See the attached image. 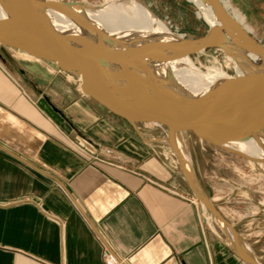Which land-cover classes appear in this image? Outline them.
Here are the masks:
<instances>
[{
	"label": "crops",
	"instance_id": "1",
	"mask_svg": "<svg viewBox=\"0 0 264 264\" xmlns=\"http://www.w3.org/2000/svg\"><path fill=\"white\" fill-rule=\"evenodd\" d=\"M4 48L0 264H106V244L126 264H254L199 202L165 128L119 117L77 76ZM214 203L264 264V232Z\"/></svg>",
	"mask_w": 264,
	"mask_h": 264
},
{
	"label": "water",
	"instance_id": "2",
	"mask_svg": "<svg viewBox=\"0 0 264 264\" xmlns=\"http://www.w3.org/2000/svg\"><path fill=\"white\" fill-rule=\"evenodd\" d=\"M203 1L214 12L216 24L208 25L200 37L163 46L129 70L123 63L114 65L116 58L108 54L106 35L94 42L62 23L59 17L63 15L81 29L88 26L86 17L76 11L84 5L76 1L0 0L6 12L0 17V45L52 62L77 76L84 94L107 111L130 122L165 128L199 202L247 247L251 260L258 264L245 240L197 180L179 143L186 133L223 151L264 163V43L222 0ZM213 47L227 55H242L248 66L241 74L211 85L160 87L164 67ZM239 142H251L255 151L238 147Z\"/></svg>",
	"mask_w": 264,
	"mask_h": 264
},
{
	"label": "rangeland",
	"instance_id": "3",
	"mask_svg": "<svg viewBox=\"0 0 264 264\" xmlns=\"http://www.w3.org/2000/svg\"><path fill=\"white\" fill-rule=\"evenodd\" d=\"M76 1L98 9L112 0ZM181 38H196L208 29L205 16L190 0H139ZM230 12L262 43H264V0H223ZM104 4V5H103ZM100 5V6H99ZM7 50L0 45V51ZM22 66L30 65L28 54L15 50ZM26 58V59H25ZM192 62L207 71L219 68L228 74L236 72L235 62L218 48H207L191 55ZM184 159L211 199H215L234 221L247 220L244 231L264 232V163L253 162L235 154L207 145L194 136L179 137ZM184 143V144H181ZM185 151H184V150ZM184 151V152H183ZM204 151V155L201 154ZM197 171V173H196ZM213 201V200H212ZM213 201V202H215ZM205 210L207 208L205 207ZM209 212V211H208Z\"/></svg>",
	"mask_w": 264,
	"mask_h": 264
},
{
	"label": "bare ground",
	"instance_id": "4",
	"mask_svg": "<svg viewBox=\"0 0 264 264\" xmlns=\"http://www.w3.org/2000/svg\"><path fill=\"white\" fill-rule=\"evenodd\" d=\"M190 1L196 6L197 11L205 16L208 25L218 22L214 12L203 0ZM222 2L224 3L223 0ZM76 11L85 16L88 21V26L84 29H81L78 24L70 23L63 15L59 19L65 26H70L75 32L91 37L94 42L106 35L105 44L109 46L108 54L116 58L113 59L114 65L123 63L127 70L136 66L147 56L158 53L163 46L182 39L139 0H112L98 9H93L90 5L77 6ZM5 14L0 4V17ZM228 55L229 59L235 62V74H241L248 66L247 60L238 53L229 52ZM150 67L152 69V65ZM232 76L219 68H208L205 71L192 62L191 56H187L164 67L160 87L164 89L177 83L198 87L202 84L211 85L215 81ZM182 141L180 140L179 143ZM238 147L255 151L251 142H239Z\"/></svg>",
	"mask_w": 264,
	"mask_h": 264
},
{
	"label": "built area",
	"instance_id": "5",
	"mask_svg": "<svg viewBox=\"0 0 264 264\" xmlns=\"http://www.w3.org/2000/svg\"><path fill=\"white\" fill-rule=\"evenodd\" d=\"M102 256L106 264H126L125 260L119 257L112 247L107 244L103 248Z\"/></svg>",
	"mask_w": 264,
	"mask_h": 264
},
{
	"label": "trees",
	"instance_id": "6",
	"mask_svg": "<svg viewBox=\"0 0 264 264\" xmlns=\"http://www.w3.org/2000/svg\"><path fill=\"white\" fill-rule=\"evenodd\" d=\"M196 139H198L196 136H194ZM199 140V139H198ZM204 143H206V142H204ZM207 145H210V144H208V143H206ZM210 146H212V145H210Z\"/></svg>",
	"mask_w": 264,
	"mask_h": 264
}]
</instances>
